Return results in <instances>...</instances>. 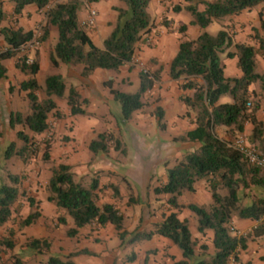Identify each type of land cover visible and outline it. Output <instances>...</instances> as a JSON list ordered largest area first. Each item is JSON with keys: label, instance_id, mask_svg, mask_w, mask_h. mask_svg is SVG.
<instances>
[{"label": "trees", "instance_id": "obj_1", "mask_svg": "<svg viewBox=\"0 0 264 264\" xmlns=\"http://www.w3.org/2000/svg\"><path fill=\"white\" fill-rule=\"evenodd\" d=\"M11 1L14 14L29 4L42 10L44 21L39 42L45 39L50 28L56 30V41L48 54L49 63L54 66L59 63L79 65V75L83 78L95 70L117 72L121 66L131 63L137 43L153 27L147 12L150 0H117V4L111 7L115 16L109 23L110 31L101 40V45L95 46L85 27L78 22L77 12L83 4L97 0ZM262 2L264 0H184L182 5H174L172 11H185L190 17V25L203 28L212 19L238 14ZM1 3L2 0L0 23L4 18ZM184 28L185 25H181L178 31L182 32ZM260 28L264 30V21L260 22ZM0 36L5 43V47L0 49V77L5 72L1 61L13 56L15 68L27 76L18 83L27 107L23 112H10L7 121L9 129L17 126L15 136L20 144L16 146L9 142L3 150V158L14 155L26 162L40 151L41 161L46 162L53 138L47 136L40 149L34 136L49 129V115L59 116L54 98H64L70 115L84 113L81 108L83 100L74 87L65 86L59 74L45 75L42 86L36 81V51L29 63L25 62L27 56L18 54L31 39L32 30L9 24L0 26ZM251 39V44L235 41L226 28L214 35L199 32L194 37L179 38L166 72L181 91L179 101L184 106V114L191 117L184 133L173 137L178 143L185 144V149L175 164L165 169V180L152 188L154 194L164 196L165 212H161V218L152 223L150 229L136 227L129 232L125 230L123 216L113 203L97 204L95 179L89 184L74 180L70 166L64 163L49 168L44 191L46 198L71 219L72 226L65 232L67 236L75 235L85 225L105 224H111L121 239L128 234L127 241L131 243L160 236L169 240L180 253V258L170 264H235L239 250L245 247L247 240L264 237V221L258 222L245 235H236L230 228L233 217L257 221L264 215V170L249 164L233 146V141L241 137L245 126L249 125L245 140L258 148L264 157V116L258 117L260 98L264 94V74L257 71L256 64V56H264V36L254 33ZM224 51L226 57H235L239 76L224 75L223 63L218 57ZM150 62L156 65L155 68L138 70V84L132 91L115 88L111 77L102 82L118 105L123 121L143 109L146 103L144 96L159 79L162 65L157 64L154 58H150ZM39 90L42 97L38 96ZM224 94L230 98L229 102L218 101ZM154 114L157 124L163 126L162 109L156 107ZM217 128L223 129L225 137L218 135ZM106 148L104 133H98L88 143V150L93 155L105 152ZM6 177L9 183L0 182V226L8 221L12 204L23 193L19 192L18 175L9 173ZM201 180L205 182L209 200L199 204L191 200L190 195L195 190V183ZM112 193L117 195L114 186ZM26 200L29 206H33L32 197L26 196ZM182 210L189 212L196 234L202 236L206 231L210 232V247L199 242L188 218L178 217ZM38 216L37 210H31L18 222V226H27ZM57 222L64 223V217L58 216ZM12 234L13 230L8 228L7 235L0 238V247L13 248ZM24 246L41 253L48 249L49 242L44 238H29ZM78 254L90 253L82 249L68 252L65 259L51 256L46 264H74L71 257ZM230 258L232 262H229ZM133 259V254H130L124 261ZM259 259L264 262V254ZM11 264L23 262L18 255L12 254Z\"/></svg>", "mask_w": 264, "mask_h": 264}, {"label": "crops", "instance_id": "obj_2", "mask_svg": "<svg viewBox=\"0 0 264 264\" xmlns=\"http://www.w3.org/2000/svg\"><path fill=\"white\" fill-rule=\"evenodd\" d=\"M183 2L184 0L149 1L147 8L151 9L153 12L154 22H158L161 16L165 15L168 19L167 23L169 24V26L167 27V29H162V25H156L157 30L159 29L158 32L162 34L156 38L157 40L155 41L154 45H146V43L148 42L147 39H149L147 37L150 36L151 30L147 34H145L142 37V40L137 43L135 55L136 53H138L142 59L149 60V62L150 58H154L156 60V63L161 64L163 67L160 72L159 79L154 83L153 87L149 91L157 97V106L155 107H160L163 111L162 120H164L165 123L163 124V126H161V128H165V125H169V127L171 128H181V130H186L189 127L188 120L191 116L187 117L184 114V106L179 101V95L181 91L177 87L176 82L168 78L166 72V65L175 53L179 38L194 37L197 33H199L198 28H196L197 26L189 24L190 17L186 16L185 11H172V7L174 5H182ZM116 4L117 0H97L93 3L83 4L78 10L77 19L79 23L82 19H84L88 6H91L96 10V19L94 26L85 27L90 41L95 46H100L101 40L109 33V23L113 21L115 16V12L111 9V7ZM1 9L3 11L5 20L8 22V25L11 24L14 27H21L23 30H33L32 28L36 23L40 22L41 24H43L44 21L42 10L38 9L33 4L26 5L22 8L20 13L14 14L12 10V1L2 0ZM261 21H264V2L259 3L249 9H243L238 14L227 16L222 20L221 26L228 29L232 33L233 39L235 41L251 44V35H253L254 33L264 36V30L260 28ZM181 25H185V28L182 32H179L178 27ZM0 26L5 25H2L0 23ZM52 37V30L49 29L45 39L39 42V46L35 50L38 63V70L34 75L35 79L37 77L38 71L44 69L46 70L48 66V54L54 45L49 42ZM4 47L5 45H3L0 40V49H3ZM33 55L34 52L28 54L29 57H33ZM235 62V57H226L222 60L224 75H240V71L236 67ZM1 63L5 67V72L4 75L0 77V125L8 128L7 121L9 113L16 111L23 112L18 111V108L12 110L11 106L15 97L20 100L25 99L24 92L18 89L17 84L20 81L25 80L27 76L21 73L17 68H15L14 56L2 60ZM256 64L257 69L264 74V56L257 55ZM130 65L131 63L123 65L119 68V71H113V76H108L112 78L113 86L121 91H132L137 87V74L136 76H132L130 74L132 72H128V67ZM155 66L156 65L154 63L150 62V69L155 68ZM76 76L78 78V81L74 88L79 93L80 99L83 100V102L81 103V108L84 110V113L70 115L64 98L54 99L57 110L59 111V116L55 117L57 122L56 136H63L62 138L64 141L59 142L57 139L55 140L54 144H52L49 148V158L46 162H51L53 164L64 163L69 165L73 174L75 173L77 179L81 182H85V177H87L88 173L92 171L96 172L98 175L97 177H100L101 179L99 184L97 182L98 186L96 187L97 204H100L101 202L113 203L123 216V228L125 230L131 231L136 227L140 229L139 225H134L135 227L132 228L131 226L137 221V219L139 220L138 224L141 225V219H139L138 217L141 215L143 205L140 206L141 203L138 201V199L133 195V193H130L131 187L129 186L128 182L123 179L124 184L122 185L118 182L108 181L109 176H112L115 171L127 170L129 166L127 167V165H124V163L118 161L117 158L111 159L109 156H105V152H100L93 155L88 150L89 141L96 137L92 126L87 124L85 121L88 113L90 114V112L95 108L104 109L103 107H105L106 104H110L111 109L114 111V113L119 114V107L114 104L115 101L113 99H107L104 95V90L102 89V82L105 80L106 72H104V70H95L84 78L79 75V72H76ZM119 85L122 87L124 86V88H119ZM251 88L255 89V86H251ZM263 112L264 97L260 101L258 117H262L261 115ZM146 116H151L148 117L149 120H156L154 112H152L150 115L146 114ZM186 121L188 125L186 124ZM63 126H66L67 130L63 129ZM219 129L220 133H218V135L220 137H225L223 129ZM249 129L250 126L246 125L242 133V137L244 139L249 133ZM98 133H104L107 137V144H109V140L111 137L110 133ZM6 135L4 133H0V140H6V142L8 143L15 141V134L13 138L8 139L6 138ZM164 143L170 148L174 149V153L172 156L175 160L180 157L181 153L185 149V144L178 143L177 141L173 140V137L171 140H168ZM118 146L119 142H116L114 148L119 149ZM131 147L134 148L132 144ZM121 152L126 157V159H128V162H132V164L138 165L137 159L139 158V156H136L137 152L134 149L129 151V154L123 149L121 150ZM105 171L107 172V174H105ZM164 180L165 171H163L159 175L158 182L150 188V191L152 193L151 201L155 207L157 205V207L154 208L153 215L149 214L148 220L151 224L161 218L160 214L162 211L165 212V207L162 204L164 196L154 194L152 192V188L163 182ZM85 184L87 183L85 182ZM112 186H114L117 190L116 196L112 193ZM127 190L129 191V193L127 192ZM30 197H32L34 200L33 206H29L28 202L27 204L25 203L23 205V210L21 209V212L23 211L24 214L21 216V219H23L31 210H37L39 212V216L35 219L34 222L27 225V230L28 227H33V233H38L39 235H33L28 231L27 238H44V235H41L42 231L39 228H46L50 231L56 230L60 239L63 238L67 240L69 238L72 240V242L74 241L83 245V247L77 250L86 249L88 252L94 253L93 255L92 253H90L88 255L78 254L76 256H73L74 264H83V262H81V260H83L82 257L93 259L92 264H119V261L121 262V264H152L151 262L155 261L154 259L158 261L155 264H170L172 260H177L180 258L179 251L173 244H171L169 240L160 236H152L148 240H140L131 243L130 247L131 251L134 252V259L130 262H126L121 256V251H119L116 246L111 247L110 249L107 248V242L114 232V228L111 224H105L103 226L85 225L79 228L75 235L69 237L65 234V232L67 228L72 224L71 219L64 211L57 209L53 202L46 198L44 186L43 192L38 191L37 194ZM190 198L191 200L199 204L206 203L209 200V194L207 192L204 181L201 180L195 183V190L190 195ZM58 216L64 217V223L57 222ZM178 217H186L188 219H191L189 212L186 210H182L181 212H179ZM128 222L131 224L130 226L128 225ZM254 222L255 221L253 220L233 217L230 224L231 227L244 229L245 227L252 225V223ZM61 225H63L64 228L61 229ZM107 231H110L112 233L109 236L104 237V233ZM206 232L209 236H211L209 231ZM102 235L105 241L99 244L100 240H97L95 237H99ZM258 238V243L264 241V237ZM152 241L153 244H151ZM158 243L166 245V250L169 253V256L161 257L163 252L159 250V245H157ZM253 244H251L250 240L246 241L245 247L239 250L238 261L235 264H245L246 262L249 264H264V262L259 259V256L264 254V248H253ZM85 245H87V248L84 247ZM152 247H155L158 252L155 250V256L153 258H147L148 249ZM72 251L73 250L68 252ZM112 253L114 254L112 255ZM158 257H161L162 260H158Z\"/></svg>", "mask_w": 264, "mask_h": 264}, {"label": "rangeland", "instance_id": "obj_3", "mask_svg": "<svg viewBox=\"0 0 264 264\" xmlns=\"http://www.w3.org/2000/svg\"><path fill=\"white\" fill-rule=\"evenodd\" d=\"M51 2L53 0H50ZM199 9L202 8L201 5L198 7ZM147 12L149 13L151 19H152V24L153 27L151 29V34L148 40V44L146 43L147 46H151L155 44V41L157 40L156 38L161 35L162 33L158 32L156 25L160 24L162 25V29H167L169 26L168 19L165 15L161 16V18L158 20V22H154L153 18V12L151 9L147 8ZM186 16L189 17L188 13H186ZM227 16L221 17V18H215L212 19L209 24H207L203 28H198L199 32H206L210 35H214L217 33L218 30L223 29L224 27L221 26V22L223 19H225ZM2 25H8V22L3 18ZM41 26L42 24L40 22L36 23L32 29H35L36 27H39V37L41 34ZM109 27V31H110ZM52 30L53 37L50 39V43L54 44L56 41V30L55 28H50ZM0 40L5 45L2 37L0 36ZM39 41V38H38ZM39 46V43L37 47ZM36 47V48H37ZM36 49H31L28 50H20L19 55H25L28 58V54L31 52H34ZM218 57L220 61L224 58L225 56V51L220 52L218 54ZM48 59V58H47ZM48 61V66L46 70H39L36 80L37 82L42 86L43 85V78L47 74H59L61 75L64 84L66 87L69 85H72L73 87L77 84L78 78L76 76V72H79L80 66L79 65H66L64 63H59L57 66L51 65ZM143 68H150V62L149 60H144L142 59L138 53L134 56L133 61L131 62V65L128 67V72L132 76H136L137 71ZM257 71H259L257 69ZM106 72L105 79L108 78V76H113L114 73L113 71L109 70H104ZM260 72V71H259ZM18 85V84H17ZM119 88H124V86H118ZM15 88V87H14ZM102 89L104 90V95L106 96L107 99L112 100V96L108 91V88L106 86H102ZM38 96L42 97V93L39 90ZM15 97V96H14ZM264 97V94L260 98V101ZM15 97L12 102L11 109L14 110L15 108H18V111H24L27 107V103L25 99H16ZM55 99V98H54ZM145 100V105L142 110L136 111L135 113L132 114L131 118L128 120H121V117L119 114L114 113V111L111 109L110 104H106L104 109H94L88 113L86 116V123L91 125L94 131V134L97 135L98 132H108L110 133V140L109 144H107V148L105 150V156H109L111 159L112 158H117L118 161L121 163H124V165L129 166L127 170H119L115 171V173L111 176H109L108 181H114L118 182L119 184H124L123 179H125L129 186L131 187L130 193H133V195L138 199V201L143 205V210L141 212V215L138 217L141 219V225L138 224L139 220L131 226L135 227L136 225L140 226L139 228L141 230H147L150 229L152 224L149 222V214L153 215L154 213V204L151 201L152 193L150 191V188L155 185L158 182L159 175L165 171L166 168H170L173 166L176 162L174 159L173 151L174 149L170 148L168 145H166L164 142H167L168 140H171L172 137H174L177 134H183L185 130H181L178 128H171L169 125H165V128H161L156 122L155 119L149 120L148 117L151 116H146V114L150 115L152 112L155 110V106L157 103V97L151 92H148L144 98ZM219 102H229L230 98L228 95L224 94L219 96L218 99ZM115 105L116 102H114ZM118 106V105H117ZM262 117L264 116V112L261 115ZM57 116L55 115H49L48 117V126L49 129L40 135H35L34 140L39 142V148L41 149L44 144V140L47 138V136L51 135L52 140L51 144H54L55 140L57 139L59 142L64 141L63 136H56V118ZM162 124L165 123L164 120L161 121ZM8 124V123H7ZM187 124V121H186ZM188 125V124H187ZM17 128V126L15 127ZM15 128L13 129H8L5 128V126L0 125V133H4L6 135V138H13L15 134ZM63 129L67 130L66 126L62 127ZM7 129V130H6ZM217 133H220V129H216ZM107 133V134H108ZM242 137V136H241ZM16 137L14 136V139ZM116 142H119V149H115L114 145ZM15 145L18 146L20 144V141L16 138L14 141ZM8 142L1 141L0 140V182H5L9 183L10 181L7 179V174H16L19 176V192H23L18 195L17 199L11 206V213L8 221L4 223L3 225L0 226V238L3 236L7 235V229L11 228L13 230L12 234V241H13V248L11 250L5 249L4 247H0V262H3L4 264H11V258L12 254L18 255L23 264H46V261L49 257L55 256L60 259H65V255L68 251H77V249H80L83 247L80 243L72 242L71 239H60L58 232L56 230L50 231L47 230L46 228H39L41 229L42 233L41 235H44V239H46L49 242V247L48 249L44 250L41 253L33 252L30 251L29 249H25V242L27 241V232H31L33 235H39L38 233H33L34 229L33 227H19L18 222L21 220V216L24 214L23 211L21 212V209L23 210V205L26 203V196H33L37 194V192H43V186L48 179L50 175V170L49 168L55 164L51 162H42L40 159V151L30 158L26 162H22L18 157L16 156H11L7 159L3 158V150L6 147ZM131 144L133 145L134 148L131 147ZM132 148V149H131ZM124 150L130 153L129 151L135 150L137 152L136 156H139L137 159L138 165L132 164V162H128L126 157L123 155L121 150ZM90 152V151H89ZM126 155V154H125ZM105 174L107 172L105 171ZM74 180H78L76 174L74 173ZM96 172H90L87 174V177H85V182L89 184L93 179L96 180V187L97 182L98 184L100 183V177H97ZM46 179V180H45ZM85 182H82L85 184ZM150 186V187H149ZM149 187V188H148ZM125 189V188H124ZM132 191V192H131ZM129 193V191L127 190ZM191 199V198H190ZM191 229L193 230V234L198 237L199 242H204L208 247H210V236L205 232L202 236L196 234L194 231V228L192 226V220L189 219ZM255 222L252 223V225H249L245 227L244 229H237L234 227L230 228L233 233L236 235H245L246 233L250 232L251 229L253 228ZM128 225L130 226L131 224L128 222ZM135 225V226H134ZM72 226V224H71ZM70 226V227H71ZM54 228V227H53ZM52 228V229H53ZM64 228L63 225H61V229ZM69 228V227H68ZM67 228V229H68ZM130 228V229H131ZM114 232L107 231L104 233L105 236H109L111 233L112 235L110 236V239L107 242V248L115 247L121 251V256L123 259L126 258L127 255L133 254L134 252L131 251L130 244L131 242H128L127 239L129 238V235L126 234L122 239L118 237L117 231L113 229ZM129 231V230H128ZM97 240H100L99 244H101L105 239L102 236H96L95 237ZM263 238V237H262ZM259 238H255L250 240L251 244H253L254 247H262L264 248V241H261L260 243L257 242ZM153 244V241L151 242ZM94 245V244H92ZM159 245V250H161L163 253L161 257H166L169 256V253L166 250V245L160 244ZM87 248V245L84 246ZM251 247V249H252ZM157 249L155 247L149 248L148 249V257L147 258H153L156 254ZM158 252V251H157ZM247 252V251H246ZM94 254L93 252H89ZM114 253H112L113 255ZM88 255V254H87ZM111 255V254H110ZM161 257H158V260H162ZM83 264H92L93 259L91 258H86L82 257ZM71 260L73 261V257H71ZM155 261L151 262L152 264L157 263L158 261L154 259ZM119 264L121 262L119 261Z\"/></svg>", "mask_w": 264, "mask_h": 264}, {"label": "built area", "instance_id": "obj_4", "mask_svg": "<svg viewBox=\"0 0 264 264\" xmlns=\"http://www.w3.org/2000/svg\"><path fill=\"white\" fill-rule=\"evenodd\" d=\"M95 19H96V10L88 6L86 15L84 19L80 21V25L83 27H93L95 24ZM39 27H36L35 29L32 30V37L28 41V43L23 46L20 50L27 49H36L39 41ZM31 60L30 58H26L25 62L29 63ZM233 146L239 151V153L242 155V157L251 165L257 166L264 170V157L262 156L261 152L256 148L254 145L249 144L243 137H238L233 141ZM264 221V215L261 216L257 221H255L254 226L258 222ZM253 226V227H254ZM233 260L230 258L229 262H232Z\"/></svg>", "mask_w": 264, "mask_h": 264}]
</instances>
